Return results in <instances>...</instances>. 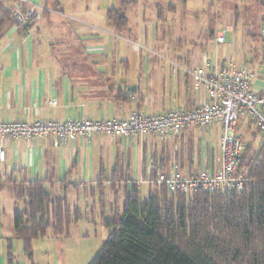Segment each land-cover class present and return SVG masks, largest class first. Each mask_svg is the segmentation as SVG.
Returning a JSON list of instances; mask_svg holds the SVG:
<instances>
[{"label":"crops","instance_id":"crops-1","mask_svg":"<svg viewBox=\"0 0 264 264\" xmlns=\"http://www.w3.org/2000/svg\"><path fill=\"white\" fill-rule=\"evenodd\" d=\"M0 1L12 11L13 0ZM31 1L46 10L30 34L11 29L10 24L0 36L1 121L127 119L135 110L158 114L188 108L195 92L187 70L197 63L212 68L229 56L238 67L245 66L253 72L250 85L257 94H264L262 30L260 40L247 32L239 38L241 42L237 43L232 35L227 44L226 30H206L209 39L224 47L211 52L207 42L195 43L199 52L178 58L180 62L175 61L176 67H171L169 74L166 66L151 67L155 59L139 52L137 69L132 73L128 51L136 53V48L129 49L125 41L109 39L105 33L111 32L115 38L116 33L124 31L130 22V9L133 29L137 31V26L147 20L155 40L157 25L170 21L161 13V6H155L150 13L148 8L135 10L141 0H116L119 7L123 4L127 19L126 27L117 31L108 21L107 10L118 6L93 3L90 7L76 0ZM245 1L248 6L255 7L257 2L260 5L259 0ZM238 11L235 7L233 23L238 20ZM222 30L225 39L218 44L215 37ZM227 30L231 32L233 27ZM129 31L132 32L130 28ZM141 73L147 74V84H143ZM51 99L55 105L48 104ZM250 124L248 116L239 118L236 132L246 133ZM0 144L5 151L0 161V264H66V255H72L70 240L81 236L79 221H111L121 216L125 200L134 190L140 199L144 185L148 195L154 193L158 186L150 180L152 168L155 172L168 170L172 161L183 173L200 168L214 171L220 166L218 123L204 133L193 128L162 139L157 135L124 138L95 134L90 140L77 137L60 142L47 136L9 139ZM44 178L45 191L52 198L64 199V231L55 236L48 228L43 237L33 239L28 258L22 240L14 233V213L24 208L23 200L15 196L14 185ZM51 218L49 206V221Z\"/></svg>","mask_w":264,"mask_h":264},{"label":"trees","instance_id":"trees-1","mask_svg":"<svg viewBox=\"0 0 264 264\" xmlns=\"http://www.w3.org/2000/svg\"><path fill=\"white\" fill-rule=\"evenodd\" d=\"M259 3L264 8V0ZM107 17L115 30L126 27L123 4L109 8ZM12 23V11L0 1V36ZM246 151L244 145L237 168L246 169L240 192L200 189L170 194L157 184L142 202L134 190L121 216L105 222L111 231L89 264H264V137L245 164ZM154 178L155 167L150 177L155 184ZM45 181L14 185L16 198L24 203L23 210L14 213V233L28 258L33 239L43 237L48 228L55 236L64 231V199L52 198Z\"/></svg>","mask_w":264,"mask_h":264},{"label":"built area","instance_id":"built-area-1","mask_svg":"<svg viewBox=\"0 0 264 264\" xmlns=\"http://www.w3.org/2000/svg\"><path fill=\"white\" fill-rule=\"evenodd\" d=\"M46 9L31 0H13V23L11 29L30 34L33 24ZM264 35V27L262 28ZM224 31L215 37L218 44L224 42ZM191 77L195 99L190 107L171 109L164 113L143 114L139 110L131 112L127 119L102 118L68 119L65 121H1L0 142L9 139L29 140L52 136L60 142L80 137L90 140L95 134L107 136L157 135L177 136L183 130L197 128L204 133L214 124H219L220 166L214 171L206 168L183 173L172 161L168 170L156 171L154 181L164 185L170 194L179 192L192 194L197 190L240 192L244 189L246 177L237 171L244 150L242 137L236 132L239 118L248 116L264 137V94H257L250 83L254 77L247 67H238L232 56L219 65L194 66L187 70ZM55 105V100L48 102ZM5 151L0 144V161Z\"/></svg>","mask_w":264,"mask_h":264},{"label":"rangeland","instance_id":"rangeland-1","mask_svg":"<svg viewBox=\"0 0 264 264\" xmlns=\"http://www.w3.org/2000/svg\"><path fill=\"white\" fill-rule=\"evenodd\" d=\"M78 3L88 4L90 7L98 4H109L111 6H118L119 2L116 0H76ZM51 2V1H50ZM53 2V1H52ZM170 3L174 9H170ZM161 6V13L167 19L169 23L161 21L157 25L156 36L154 40L152 38V27L149 21H144V24L137 26V31L133 29L131 24L132 16L130 15V9L127 11L128 18L130 20L126 29L120 33H116L117 37L110 33H105L109 39H117L120 42L125 41V45H128L129 49L136 48V53L128 51V56L131 60V72L135 73L137 64L135 59L139 52L144 53L152 58L153 63L151 67L166 66V73H170L171 67H176L175 61L183 55L197 54L199 52L198 46L201 42H207L208 51L215 52L221 50L223 45L217 46L216 43L209 39L206 33L213 30H226V42L228 43L230 38L235 36L236 41L241 42L239 39L241 36H245V33L252 32L256 35V40H260V30L264 27L263 11L264 8L257 2L256 6H248L245 0H141L135 5V10L142 11L144 8H148L149 12L155 11V6ZM246 8H245V7ZM235 7L239 10L238 20L233 23V12ZM134 9V8H133ZM152 15V14H151ZM146 16L147 12H146ZM232 26L233 31H228V27ZM132 32H128V29ZM127 41V42H126ZM127 47V46H126ZM180 62V61H178ZM193 66H199L198 63ZM176 68H174V71ZM141 80L143 84H147V74L141 73ZM171 110V109H170ZM247 132L242 134L238 133L244 142L247 149L245 154V164L249 161L252 155L258 148L260 140L263 136L255 128V125L251 123L247 128ZM245 168L242 172H245ZM147 185L141 187L140 195L141 201L148 195ZM97 194V192H96ZM107 194V193H106ZM123 193L121 192V195ZM97 198V197H96ZM98 199V198H97ZM96 199V200H97ZM114 206V202L112 203ZM91 205V204H90ZM98 206V204L96 205ZM108 209V207L106 208ZM91 211V206L88 209ZM114 212V211H113ZM121 214V209H120ZM111 220V218H110ZM78 231L80 237L78 240H70V246H72V255L68 257L66 255V264H89L94 258L96 253L101 248L104 240L108 237L110 228H107L103 220L98 218H89V222L81 219L78 223ZM87 232V234H86ZM68 243V242H67ZM68 253V252H67ZM66 253V254H67Z\"/></svg>","mask_w":264,"mask_h":264}]
</instances>
